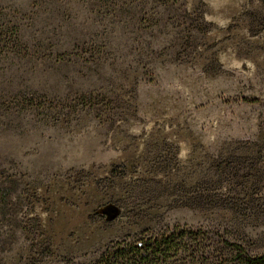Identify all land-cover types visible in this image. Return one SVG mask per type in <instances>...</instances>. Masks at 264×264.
Here are the masks:
<instances>
[{"label":"rangeland","instance_id":"obj_1","mask_svg":"<svg viewBox=\"0 0 264 264\" xmlns=\"http://www.w3.org/2000/svg\"><path fill=\"white\" fill-rule=\"evenodd\" d=\"M176 225L264 255V0H0V264Z\"/></svg>","mask_w":264,"mask_h":264},{"label":"trees","instance_id":"obj_2","mask_svg":"<svg viewBox=\"0 0 264 264\" xmlns=\"http://www.w3.org/2000/svg\"><path fill=\"white\" fill-rule=\"evenodd\" d=\"M192 242L193 231L180 225L158 232L146 230L112 242L92 264H175L183 255L182 264H193V255L187 250ZM247 258L248 264H264V255Z\"/></svg>","mask_w":264,"mask_h":264}]
</instances>
